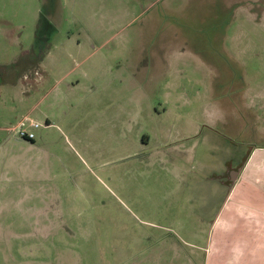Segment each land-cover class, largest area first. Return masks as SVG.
Wrapping results in <instances>:
<instances>
[{"label":"rangeland","instance_id":"374dc122","mask_svg":"<svg viewBox=\"0 0 264 264\" xmlns=\"http://www.w3.org/2000/svg\"><path fill=\"white\" fill-rule=\"evenodd\" d=\"M257 114L264 0H0V264H204Z\"/></svg>","mask_w":264,"mask_h":264},{"label":"crops","instance_id":"0c3cea01","mask_svg":"<svg viewBox=\"0 0 264 264\" xmlns=\"http://www.w3.org/2000/svg\"><path fill=\"white\" fill-rule=\"evenodd\" d=\"M79 83L80 81L75 83L71 80L69 85L73 88ZM258 116L257 114L255 117H247V120L245 116L240 118L241 120L238 119L237 129L243 127L246 132L259 134L260 141L244 159V163L234 168L237 170L235 179L231 182L225 181L220 175L217 179L209 181L212 189L206 201L212 209L208 215L212 218V225L204 252L201 253L204 256V264H264V133L260 131L263 125L261 126L260 118H256ZM8 134H0V154L12 150L8 147L12 143ZM211 137L214 141L210 144L215 148L218 146L215 139L229 141L228 138L215 133ZM19 142L17 140V143ZM21 143L32 148L37 147L35 138H24ZM211 167L210 170L214 174H219L222 170L219 166ZM208 245L210 251L207 253L205 250Z\"/></svg>","mask_w":264,"mask_h":264},{"label":"flooded vegetation","instance_id":"af4514ba","mask_svg":"<svg viewBox=\"0 0 264 264\" xmlns=\"http://www.w3.org/2000/svg\"><path fill=\"white\" fill-rule=\"evenodd\" d=\"M215 143H217V145H218L217 147H218L219 151L221 152V154L224 155V157L222 158L223 162L218 165L219 167L222 168V170L220 171V174L218 176L213 175V180L217 179V177H220V175H222L225 178V181L231 182L232 179L233 180L235 179L236 172H237V170L234 168L236 166L237 167L241 166L244 162H242V164L235 163V159H234L235 157L233 154L234 151L226 149V147H225L226 142L224 141V139H220L219 141L217 139H215ZM214 170H216V169H214Z\"/></svg>","mask_w":264,"mask_h":264},{"label":"built area","instance_id":"2783aa9c","mask_svg":"<svg viewBox=\"0 0 264 264\" xmlns=\"http://www.w3.org/2000/svg\"><path fill=\"white\" fill-rule=\"evenodd\" d=\"M39 126H41L39 122L31 119L30 126H29L30 129H21V132H20L21 137L28 139V140H33L35 138L34 128H38Z\"/></svg>","mask_w":264,"mask_h":264}]
</instances>
